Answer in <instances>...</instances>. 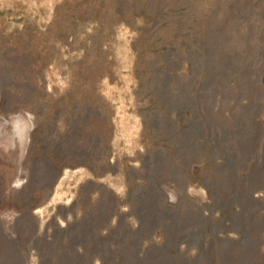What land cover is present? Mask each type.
I'll list each match as a JSON object with an SVG mask.
<instances>
[{"label": "rangeland", "instance_id": "1", "mask_svg": "<svg viewBox=\"0 0 264 264\" xmlns=\"http://www.w3.org/2000/svg\"><path fill=\"white\" fill-rule=\"evenodd\" d=\"M263 76L264 0H0V264H264Z\"/></svg>", "mask_w": 264, "mask_h": 264}, {"label": "trees", "instance_id": "2", "mask_svg": "<svg viewBox=\"0 0 264 264\" xmlns=\"http://www.w3.org/2000/svg\"><path fill=\"white\" fill-rule=\"evenodd\" d=\"M134 47V49L136 50V54L138 53V51H139V49H137V46L136 45H134L133 46ZM137 56V55H136ZM155 187L157 188V189H159V190H163V184H162V182L160 181V182H157L156 184H155ZM158 190V191H159Z\"/></svg>", "mask_w": 264, "mask_h": 264}, {"label": "water", "instance_id": "3", "mask_svg": "<svg viewBox=\"0 0 264 264\" xmlns=\"http://www.w3.org/2000/svg\"><path fill=\"white\" fill-rule=\"evenodd\" d=\"M264 77V76H263Z\"/></svg>", "mask_w": 264, "mask_h": 264}]
</instances>
